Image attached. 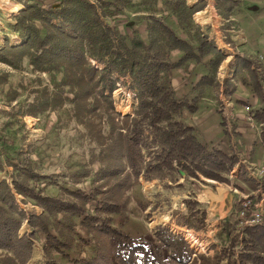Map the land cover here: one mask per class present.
<instances>
[{
	"label": "trees",
	"instance_id": "1",
	"mask_svg": "<svg viewBox=\"0 0 264 264\" xmlns=\"http://www.w3.org/2000/svg\"><path fill=\"white\" fill-rule=\"evenodd\" d=\"M132 1L101 3L119 10L121 5ZM159 1H143V5L151 9L147 16V42L139 36L128 42L116 26L104 20L99 7L88 0H60L61 5L48 6L39 0L30 1L33 3L19 12L13 27L24 40L20 45L0 48V62L18 69L23 60L29 58L36 71L63 72L62 92L64 87L69 88L73 94L70 103L75 118L89 133L95 131L97 143L107 149L112 161L110 173L114 177L152 181L177 172L181 178L228 183V174L239 163V158L219 147H209L198 137L194 126L181 120L183 112L191 115L199 110L200 96L178 99L170 76L172 71L185 68L192 62L202 64L208 58L214 74L200 75L194 88L213 85L216 83L214 75L226 55L207 34L195 35L196 45L190 38L180 36L164 17L155 14L153 8ZM162 1L181 23L206 7L200 6L203 0L192 7L187 5V0ZM232 2L236 5L238 1ZM232 7H228L227 13ZM36 20L42 22L45 29L43 37ZM174 53L178 54L177 59H173ZM237 59L249 68L235 69V73H251V83L245 80L243 83L251 86L264 100V76L260 74V67L254 66L252 59L239 54ZM118 85L126 86L135 95L133 115L116 111L113 93ZM236 90L234 80L225 81L223 94L227 98H231ZM61 100L66 99L61 96ZM239 104L246 105V102L240 101ZM216 111L221 116L224 135L230 138L224 110ZM255 117L264 121V109L256 111ZM94 119L100 122L96 123ZM261 139L264 146V130ZM120 161H125L126 166H120ZM11 166L21 172L19 174L24 179H12L11 183L0 181V250L13 254V257L4 256L1 264H28L38 235L44 236L42 249L46 264H113V261L117 264H264V222L242 228L230 246L214 258L196 253L183 236L166 227L157 231L161 244H145L112 225L111 215L122 214L121 205L97 201L82 190L68 191L82 204L47 196L44 194L46 175L30 166ZM17 196L33 199L43 212L28 214L20 208ZM90 202L96 203L95 210L102 215L87 213L85 205ZM186 204L191 209V217L199 223L198 229L205 228L207 211L199 208L198 201L190 199ZM198 214L200 217L196 218ZM59 215L80 218L90 233L105 236L106 243L98 242L93 256L84 250L79 253L71 251L68 233L63 229L52 230L50 218ZM25 222L31 231L21 234ZM178 226L191 229L188 223ZM68 228H71L70 224ZM240 234L243 235L242 247L236 253Z\"/></svg>",
	"mask_w": 264,
	"mask_h": 264
},
{
	"label": "rangeland",
	"instance_id": "2",
	"mask_svg": "<svg viewBox=\"0 0 264 264\" xmlns=\"http://www.w3.org/2000/svg\"><path fill=\"white\" fill-rule=\"evenodd\" d=\"M30 1L33 0H0V48L20 45L23 42L24 39L13 27L19 12L33 3ZM39 1L44 6L54 3L61 5L60 0ZM88 1L99 7L104 20L116 26L128 42L135 36L148 41L147 16L151 9L143 5L144 0H133L125 6L121 5L119 10L115 6L102 5L109 0ZM200 1L202 0H187V5L192 7ZM203 1L200 6L206 7L198 12L201 15L196 18V13L185 23H181L176 15L171 14L165 1H159L153 10H156L157 16L164 17L180 36L190 38L194 45L195 35L204 33L215 40L220 50L224 49L222 51L226 60L214 75L216 83L213 85L194 88L200 75L214 74L211 73L208 58L202 64L192 62L179 69V72L172 71L170 75L178 99L200 96V115L190 119V125L198 129V125L201 126L204 121L208 126L200 127L202 138L218 140L222 131L218 124V113L213 109H223L227 117L228 100L223 94L225 81L234 80L242 86H249L243 80L248 84L252 81L251 73H235V69L249 68L246 63L237 59V54L252 59L254 66L260 67V74L264 76V0ZM232 1L238 2L235 5ZM231 6L232 11L227 13L226 10ZM35 24L43 37L45 29L42 22L36 20ZM177 57L178 54L174 53L173 59ZM63 79L62 71L34 70L29 58H25L18 69L0 62V181L7 180L11 183L12 179H24L19 174L21 172H17L11 165L30 166L41 175H46L44 194L47 196L82 204L83 202L75 200L68 192L82 190L97 201L121 205L122 214L111 215L112 225L141 243L161 244L157 231L160 227H166L172 233L183 236L198 254L214 258L228 248L242 229L235 215L242 195H253L256 201L259 193L264 191V180L255 179L256 173L251 166L248 165L250 168H247L240 161L241 156H237L239 163L228 174V183L181 178L177 172L152 181L143 178L123 179L122 176L116 178L110 173L112 161L107 149L97 143L95 131L89 133L75 118L70 103L73 94L68 87H64V92L63 87H60ZM61 96L66 100H61ZM113 98L118 113L133 115L136 97L126 86L118 85ZM244 106L247 111L248 106ZM189 117L188 112H183L181 120L187 123ZM94 120L96 123L100 122L99 119ZM234 128L229 125L231 135L228 141L232 153H235L234 148L237 146ZM119 165L125 167L126 162L120 161ZM28 184L34 185L32 182ZM17 198L20 208L28 214L43 212L33 199L22 196ZM190 199L202 201V204L199 203L201 210L204 207L209 209V212L204 209L208 213V220L203 229H198L199 223L191 217V209L186 204ZM95 204L90 202L85 205L87 213L102 215L96 212ZM199 217L198 214L196 218ZM69 219L64 218V215L51 217L53 232L58 229L65 230L69 235L71 251L79 253L84 250L89 256H93L98 248L97 243H106V237L90 233L78 217ZM183 223L191 225V229L178 226ZM68 224L71 225L70 229ZM30 231L31 227L25 222L20 233ZM43 237L37 236L33 256L28 264H46L42 249ZM242 238V234L237 238L239 245L235 249L236 253L241 250ZM4 256L13 257V254L0 250V261ZM113 264L117 263L113 261Z\"/></svg>",
	"mask_w": 264,
	"mask_h": 264
},
{
	"label": "crops",
	"instance_id": "3",
	"mask_svg": "<svg viewBox=\"0 0 264 264\" xmlns=\"http://www.w3.org/2000/svg\"><path fill=\"white\" fill-rule=\"evenodd\" d=\"M19 7L20 4L18 5ZM201 14V13H200ZM223 50V49H222ZM264 58V57H262ZM225 68V66H224ZM224 70V69H223ZM179 72V70H176ZM245 78V77H244ZM251 81L249 82V84ZM237 90L231 98H227L229 110L227 112V120L230 126L235 127L234 132L236 134V142L237 146L234 148V151L238 157L241 156V162L247 165V168H250L248 165L251 166V169L254 170L256 173L255 179L264 180V178L259 177L258 170L260 167L264 165V146L262 144V139L258 134L256 127L247 120V111L245 110L244 105L239 104L240 101L246 102V105L250 107L252 110H261L264 109V100H262L250 86H242L241 83H236ZM264 87V82H263ZM225 97V96H223ZM217 110V109H213ZM201 109L198 110L195 114H189L190 117L188 118L187 123L191 124V120L193 117L200 115ZM230 116V117H229ZM191 119V120H190ZM249 123H248V122ZM218 124L221 125V116L218 113ZM207 127L204 121H202L201 126ZM200 124L198 125V129H196V133L199 134L201 140L210 145L221 148L222 150L232 153V149L230 147L229 138L224 135L223 127L220 126V130L222 131V136L218 140L203 139L202 131L200 130ZM195 127V126H194ZM204 128L202 130H204ZM200 132H199V131ZM228 142V143H227ZM218 145V146H217ZM256 192V190H255ZM198 197L200 195H197ZM200 204L202 201L196 199ZM209 212V209L204 207Z\"/></svg>",
	"mask_w": 264,
	"mask_h": 264
},
{
	"label": "built area",
	"instance_id": "4",
	"mask_svg": "<svg viewBox=\"0 0 264 264\" xmlns=\"http://www.w3.org/2000/svg\"><path fill=\"white\" fill-rule=\"evenodd\" d=\"M247 109V120L252 123L261 137L264 130V121L255 117V112ZM252 110V111H251ZM259 177L264 178V165L258 170ZM236 220L241 228L264 222V191L259 193L258 199L254 201L253 195L244 194L239 201L238 210L235 212Z\"/></svg>",
	"mask_w": 264,
	"mask_h": 264
},
{
	"label": "bare ground",
	"instance_id": "5",
	"mask_svg": "<svg viewBox=\"0 0 264 264\" xmlns=\"http://www.w3.org/2000/svg\"><path fill=\"white\" fill-rule=\"evenodd\" d=\"M1 1H2V0H1ZM200 15H201V14H200V13H198V15L196 16V18H197V17H199ZM17 42H18V41H16V43H17ZM223 50H224V49H223Z\"/></svg>",
	"mask_w": 264,
	"mask_h": 264
}]
</instances>
